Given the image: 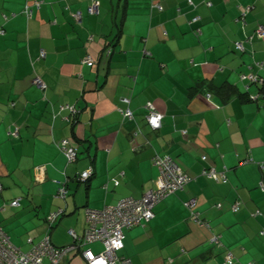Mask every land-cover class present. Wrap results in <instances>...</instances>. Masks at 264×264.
Here are the masks:
<instances>
[{
    "label": "crops",
    "instance_id": "obj_1",
    "mask_svg": "<svg viewBox=\"0 0 264 264\" xmlns=\"http://www.w3.org/2000/svg\"><path fill=\"white\" fill-rule=\"evenodd\" d=\"M32 1L0 0V225L9 241L20 250L31 246L26 237L35 243L45 234L69 243V228L83 233L85 206L140 197L156 183L152 156L167 153L191 178L154 204L152 218L123 228L118 253L131 264H221L229 249L237 264H263L264 88L240 75L264 78L256 63L264 33H254L264 0H159L161 8L97 0L96 14L87 10L92 0H42L28 18L23 7ZM240 5L251 6L243 20ZM242 39L241 51L234 42ZM87 54L92 65L82 63ZM147 101L163 112L158 128L146 122ZM64 103L77 108L73 122L63 118ZM126 105L130 118L117 109ZM63 137L78 149L70 162L56 146ZM201 153L226 167L227 180L202 173ZM40 164L45 178L34 183ZM88 166L93 174L79 181ZM61 181L64 197L55 195ZM191 196L207 224L190 217L183 201ZM60 208L48 224V212ZM62 264H85L81 250Z\"/></svg>",
    "mask_w": 264,
    "mask_h": 264
},
{
    "label": "built area",
    "instance_id": "obj_2",
    "mask_svg": "<svg viewBox=\"0 0 264 264\" xmlns=\"http://www.w3.org/2000/svg\"><path fill=\"white\" fill-rule=\"evenodd\" d=\"M42 0H33L31 3H25L23 7L24 16L30 18L32 9L38 8ZM207 4H211L210 0H204ZM152 7L161 8L162 5L159 0H150ZM251 8L250 5L239 6V20L244 19L246 11ZM89 13L96 14L99 12V6L97 0H92L87 5ZM80 10H75L72 13L74 19L80 18ZM6 18V16H4ZM195 15L193 18H197ZM4 32L0 29V35ZM166 33V31H164ZM254 33L263 34L264 24L259 23ZM251 35L247 36L245 40H250ZM234 48L243 50L245 47L242 40H236L234 42ZM42 54V53H41ZM94 57L91 54H87L82 58V63L92 65L94 63ZM259 68L264 69V59L256 62ZM240 78H247L252 81L259 82L264 88V78L259 74L243 73ZM31 82L34 86L43 90L46 86L44 80L38 75H35ZM209 91L206 93L208 96ZM209 97V96H208ZM60 108H66L68 110V116H64L65 120L73 122L76 117L77 108L70 103H64L59 105ZM146 114L145 119L149 126L152 128H158L161 125V118L163 112L157 110L152 101L145 103ZM118 111L123 118L132 117L133 111L126 105V107H118ZM8 133L13 137H17L15 129H9ZM56 146L63 152L66 161L70 162L76 158L77 148L75 144L68 138H61L57 141ZM201 158L207 162L202 168V173L209 178H213L217 181L224 182L226 178V167L223 169H217L213 163H210L205 153L200 154ZM152 162L157 169L156 183L153 187L148 188L142 192L140 197L124 196L119 198L115 203H107L102 207H89L85 206L86 223L83 229V233L79 234L73 229L69 228L68 232L71 235V241L67 244L57 246L50 241L47 234L43 235L35 243H32L30 237H26L25 240L31 243V246L26 250H20L16 245L9 241L8 235L0 225V264H62V261L70 251L74 248L81 250L85 264H131L129 257L120 255L118 251L124 245L123 238L125 236L124 227H130L133 224L141 223L143 220H149L154 215V204L170 193H174L177 189H181L191 178L190 174L180 167L173 157H170L167 153L157 154L152 156ZM45 164L36 165L33 167V181L39 183L45 178ZM92 166H88L82 169L77 175L79 181L88 179L92 174ZM118 180L114 179V183ZM261 188L264 190V185L260 181ZM68 192V189L64 182L59 183L56 196L64 197ZM19 198L10 201L9 205H18ZM196 199L194 196L189 197L183 201V204L188 209L190 217L199 224H207L206 220L201 219L199 211L195 208ZM216 206L220 207L221 202H216ZM239 207V201H235L231 204V209L236 211ZM62 209L51 210L45 217L47 223H51L60 213ZM254 214H259V210L255 209ZM211 241L220 246L221 242L217 234L210 236ZM100 244L97 250H94L91 245ZM221 264H237L232 252L227 249L222 258ZM247 264H251L248 262Z\"/></svg>",
    "mask_w": 264,
    "mask_h": 264
},
{
    "label": "rangeland",
    "instance_id": "obj_3",
    "mask_svg": "<svg viewBox=\"0 0 264 264\" xmlns=\"http://www.w3.org/2000/svg\"><path fill=\"white\" fill-rule=\"evenodd\" d=\"M28 248H29V247H28ZM26 249H27V248H23L22 251H23V250H26ZM263 264H264V263H263Z\"/></svg>",
    "mask_w": 264,
    "mask_h": 264
},
{
    "label": "trees",
    "instance_id": "obj_4",
    "mask_svg": "<svg viewBox=\"0 0 264 264\" xmlns=\"http://www.w3.org/2000/svg\"><path fill=\"white\" fill-rule=\"evenodd\" d=\"M229 88V87H228Z\"/></svg>",
    "mask_w": 264,
    "mask_h": 264
}]
</instances>
